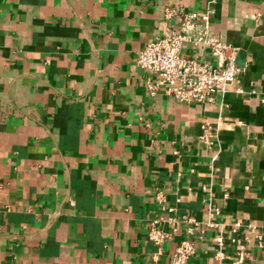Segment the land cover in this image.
Returning <instances> with one entry per match:
<instances>
[{
  "label": "crops",
  "instance_id": "crops-1",
  "mask_svg": "<svg viewBox=\"0 0 264 264\" xmlns=\"http://www.w3.org/2000/svg\"><path fill=\"white\" fill-rule=\"evenodd\" d=\"M172 8L211 10L247 68L208 103L151 96L136 65ZM210 204L230 263L229 224L264 233V0H0V264H171L191 225L147 237L170 215L206 231L190 264H217Z\"/></svg>",
  "mask_w": 264,
  "mask_h": 264
},
{
  "label": "built area",
  "instance_id": "built-area-1",
  "mask_svg": "<svg viewBox=\"0 0 264 264\" xmlns=\"http://www.w3.org/2000/svg\"><path fill=\"white\" fill-rule=\"evenodd\" d=\"M165 17L176 22L177 27L167 28L164 34L156 36L136 57L137 67L147 74L145 85L151 96L163 93L183 104H205L219 94L224 95L239 83L247 68L237 63L238 47L214 36L211 10L199 12L172 8L165 11ZM185 47H189L194 55H184ZM201 50L209 51L215 63L208 62L197 54ZM204 130L201 139L211 144L210 128L206 125ZM157 200L159 203L165 202L163 196H157ZM169 212L174 213L175 209L170 208ZM220 213L218 207L210 204L207 226L217 232L214 238L217 264H249L253 259L254 248L264 249V233L253 224L240 221L229 224L228 227L234 234L230 242L235 247V257L232 262L227 263L225 246L228 237L225 238L223 225L214 221ZM165 223L169 225V229L160 226ZM181 224L191 225L188 231L193 239L183 240L178 244L172 253L171 264H190L197 252L196 241L203 239L206 232L203 225L190 215L181 218L175 215L160 217L148 225V239L161 249L178 232ZM253 233L255 238L249 239Z\"/></svg>",
  "mask_w": 264,
  "mask_h": 264
}]
</instances>
